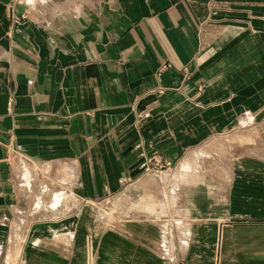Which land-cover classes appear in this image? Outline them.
Returning a JSON list of instances; mask_svg holds the SVG:
<instances>
[{"label": "crops", "instance_id": "crops-1", "mask_svg": "<svg viewBox=\"0 0 264 264\" xmlns=\"http://www.w3.org/2000/svg\"><path fill=\"white\" fill-rule=\"evenodd\" d=\"M0 264H264V0H0Z\"/></svg>", "mask_w": 264, "mask_h": 264}, {"label": "built area", "instance_id": "built-area-1", "mask_svg": "<svg viewBox=\"0 0 264 264\" xmlns=\"http://www.w3.org/2000/svg\"><path fill=\"white\" fill-rule=\"evenodd\" d=\"M166 66L161 68V71ZM173 167L171 161L161 157L158 154L151 155V156H144L143 161L140 164V168L144 175H155L159 174L165 170H169Z\"/></svg>", "mask_w": 264, "mask_h": 264}, {"label": "rangeland", "instance_id": "rangeland-1", "mask_svg": "<svg viewBox=\"0 0 264 264\" xmlns=\"http://www.w3.org/2000/svg\"><path fill=\"white\" fill-rule=\"evenodd\" d=\"M55 191V190H54Z\"/></svg>", "mask_w": 264, "mask_h": 264}]
</instances>
